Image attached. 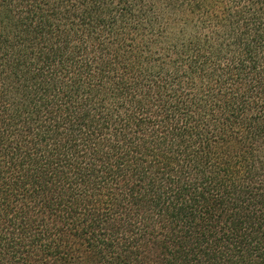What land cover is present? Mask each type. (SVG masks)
I'll return each mask as SVG.
<instances>
[{
    "label": "trees",
    "instance_id": "obj_1",
    "mask_svg": "<svg viewBox=\"0 0 264 264\" xmlns=\"http://www.w3.org/2000/svg\"><path fill=\"white\" fill-rule=\"evenodd\" d=\"M0 264H264V0H0Z\"/></svg>",
    "mask_w": 264,
    "mask_h": 264
}]
</instances>
